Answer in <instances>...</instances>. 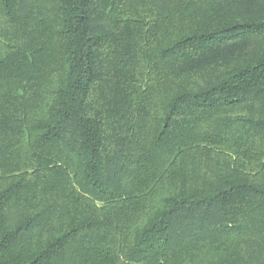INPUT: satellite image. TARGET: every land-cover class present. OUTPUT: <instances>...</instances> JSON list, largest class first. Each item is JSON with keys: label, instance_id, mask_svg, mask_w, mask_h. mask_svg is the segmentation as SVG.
Listing matches in <instances>:
<instances>
[{"label": "trees", "instance_id": "16d2710c", "mask_svg": "<svg viewBox=\"0 0 264 264\" xmlns=\"http://www.w3.org/2000/svg\"><path fill=\"white\" fill-rule=\"evenodd\" d=\"M0 264H264V0H0Z\"/></svg>", "mask_w": 264, "mask_h": 264}]
</instances>
